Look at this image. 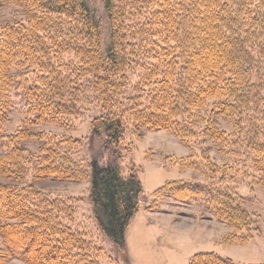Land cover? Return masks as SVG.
<instances>
[{
	"label": "trees",
	"instance_id": "trees-1",
	"mask_svg": "<svg viewBox=\"0 0 264 264\" xmlns=\"http://www.w3.org/2000/svg\"><path fill=\"white\" fill-rule=\"evenodd\" d=\"M100 2L105 46L94 8ZM7 6L23 11L27 25L0 27V139L13 90L22 92L27 121L64 127L80 83L93 77L104 113L93 121L92 135L105 137L106 150H117L128 129L135 139L168 131L193 150L209 141L219 145L232 163H217L209 148L202 159L193 153L180 161L211 171L213 184L169 182L156 196L207 198L216 219L236 231L251 225L234 205L241 199L234 168L264 169V0H0V8ZM69 53L73 61L66 60ZM30 137L40 141L34 153L26 146ZM76 145L26 129L7 138L0 151V264H100L102 249L73 226L71 199L50 198L39 187L79 180L82 168L71 160ZM88 166L96 222L125 254L142 184L117 165ZM189 264L233 262L201 253Z\"/></svg>",
	"mask_w": 264,
	"mask_h": 264
},
{
	"label": "rangeland",
	"instance_id": "rangeland-1",
	"mask_svg": "<svg viewBox=\"0 0 264 264\" xmlns=\"http://www.w3.org/2000/svg\"><path fill=\"white\" fill-rule=\"evenodd\" d=\"M94 8L103 22L102 44L105 46L109 37L104 9L101 2L94 5ZM18 22L27 25V16L23 11L9 6L0 8L1 28L5 24L13 26ZM68 59L73 61V55H67L66 60ZM28 77L31 80L35 78L31 73ZM94 88L93 77L85 76L76 98V110L64 120V127H61L62 124L56 126L27 121L28 116L23 114L24 97L21 90L14 87L16 91L10 93L12 113L3 126L0 151H4L8 137L25 129L32 134L55 135L58 140L65 136L77 143L71 153V160L76 167L82 168L79 180L46 181L39 187L50 192V198L56 196L64 200L71 199L76 209L73 226L86 233L102 249L100 264H189L195 255L201 253H214L230 259L233 264L264 263V169L261 172L247 169L245 174L246 170H243L241 164H236L237 167L234 168V174H240L241 184V199L234 202V205L239 204L237 206L251 219V225L246 230L243 228L236 231L226 222L216 219L207 198L180 202L165 195L157 197L156 192L169 182L214 183V176L206 169V165V171L201 172H197L193 166H182L181 159L193 153L202 159L203 151L209 148L208 155L217 163L232 162L218 152L219 145L209 141L193 150L180 143L168 131L148 132L140 139H135L128 129L117 150H106L105 137L100 139L92 135L93 121L104 113L101 98ZM222 126L228 129L227 125ZM26 141L27 148L34 153L40 143L39 139L30 137ZM231 148L235 147H230L227 153ZM236 149L241 153V148ZM94 160L102 164L117 165L124 177L134 174L142 184L139 208L125 234L126 256L101 231L96 222L90 200L91 182L88 174V165ZM222 189L220 186L218 190ZM2 243L0 235V247ZM9 264L24 263L13 260Z\"/></svg>",
	"mask_w": 264,
	"mask_h": 264
}]
</instances>
